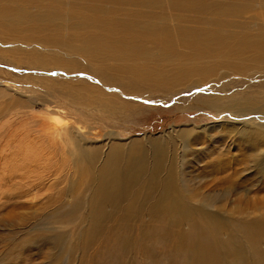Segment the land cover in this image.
Segmentation results:
<instances>
[{"label":"rangeland","instance_id":"rangeland-1","mask_svg":"<svg viewBox=\"0 0 264 264\" xmlns=\"http://www.w3.org/2000/svg\"><path fill=\"white\" fill-rule=\"evenodd\" d=\"M13 1L0 0V264H206L210 238L216 264H263L264 115L234 108L264 109V0ZM161 16L199 41L256 42L209 57L175 30L122 46L123 22ZM95 30L120 58L85 48ZM116 146L142 175L101 187Z\"/></svg>","mask_w":264,"mask_h":264},{"label":"bare ground","instance_id":"bare-ground-1","mask_svg":"<svg viewBox=\"0 0 264 264\" xmlns=\"http://www.w3.org/2000/svg\"><path fill=\"white\" fill-rule=\"evenodd\" d=\"M13 1V0H12ZM15 1H18V0H15ZM15 1H13V2H15ZM88 1V0H87ZM240 1V0H239ZM43 2V1H42ZM59 2V1H58ZM64 2V1H63ZM74 2V1H73ZM77 1H75V3H76ZM79 2H80V0H79ZM165 2H166V0H165ZM173 2V1H172ZM185 2V1H184ZM2 3H3V1H2ZM180 3V2H179ZM232 3H235V2H232ZM239 3V2H238ZM259 3V2H258ZM86 4V3H85ZM166 4V3H165ZM176 5H179V6H183V7H185V5H181V4H177V3H175ZM19 5V4H18ZM130 5V4H129ZM128 5V6H129ZM141 5H143V6H147V7H152V8H160V7H162L163 5H164V2L162 1V0H144L142 3H141ZM244 5V4H243ZM246 5V4H245ZM23 6V5H22ZM55 6V5H54ZM237 6V5H236ZM105 8V7H104ZM211 10H213L214 11V8L213 7H209ZM236 7H234V5H232V8H227V9H224V11L221 9V12L220 11H218V12H220L221 14H223V13H227V14H230V12L231 13H233V9H235ZM11 9V8H10ZM21 9H22V7H21ZM48 9V8H47ZM87 9V8H86ZM90 9H91V7H90ZM94 9V8H93ZM127 9V8H126ZM128 9H131L130 7L128 8ZM142 9H143V7H142ZM7 10V9H6ZM14 10V8L12 9V11ZM88 10H89V8H88ZM158 10V9H157ZM107 11V10H106ZM237 11V10H236ZM22 12V11H21ZM92 12V11H91ZM192 13V12H191ZM217 13V12H216ZM219 13V14H220ZM37 15H42V14H46V12H43V13H36ZM55 14V13H54ZM136 14H138V13H136ZM135 14V15H136ZM196 14H198V13H196ZM1 15V14H0ZM24 15H27V14H24ZM47 15L49 16V14L47 13ZM58 15V14H57ZM59 15H61V14H59ZM233 15V14H232ZM137 16V15H136ZM200 16V15H199ZM211 16H213V15H211ZM216 16H218V15H216ZM226 16V15H225ZM230 16V15H229ZM2 17V16H1ZM9 17V19H11L10 18V16H8ZM14 18H15V16H13ZM88 17V16H87ZM162 17V16H161ZM221 17V16H220ZM235 17V16H234ZM238 17V16H237ZM14 18H12V19H14ZM19 18V17H18ZM23 18H24V16H23ZM91 18V17H90ZM153 18V17H152ZM210 19H211V17H209ZM67 19V18H66ZM87 19V18H86ZM162 20H161V23H154V22H147V21H138V22H133V21H126V22H123V24L121 25V31L124 33V34H126V35H129V37L128 38H126L125 40H123L122 42H121V44H122V46L124 47V48H128V50L130 49V48H134V47H136L137 46V44L139 45V43H141V42H143V43H146V44H148L149 42H150V40H153V42L155 41V40H157L156 41V43L155 44H158L157 42L159 41V42H162L163 44L165 43V44H172L174 41H173V38H172V35H170L169 33L171 32V31H175V30H179V31H177V33H181V34H184V35H188V36H191L192 38L194 37L195 39H193V40H190V39H188L187 37H185V36H182V37H180V41L182 42V43H184V45H185V50L187 51V52H190V51H192L196 46H203L204 45V47H203V49H202V51H208V56L210 57L211 55H213L214 53H219L220 51L221 52H225L226 50H231L230 52H232V51H234V52H238L239 50H240V52H243V51H246L247 49H250L251 47V45H252V43H254L255 44V42L256 41H254V40H252L251 38H248V39H246V37L244 38H242V42L240 43V44H238V43H233L234 41H237L236 40V38L233 36V33H232V36H233V38L231 39H229V40H231L230 42L229 41H227V42H225L224 43V47H222L221 45H222V41H221V36L219 35V37H218V35H217V37H214V38H211V36H210V38L211 39H209L208 38V40H205L204 38L201 40V38H200V41H199V36H201V35H198V34H196V35H194V34H192V33H188V32H186V31H184L183 29H184V26H181V27H179V28H177V29H175L174 28V26L173 25H170V24H168L167 22H165V18H161ZM216 19V18H215ZM15 20V19H14ZM61 20H63V19H61ZM90 20V19H89ZM96 20V19H95ZM137 20V19H136ZM135 20V21H136ZM179 20H181V19H179ZM225 20V19H224ZM224 20H222V19H216V21H213V20H211V25L213 26V27H217V26H221V27H227L228 26V23L226 22V21H224ZM227 20V19H226ZM230 20V19H229ZM6 21H7V19H6ZM85 21V20H84ZM94 21V20H93ZM4 22V21H3ZM91 22V21H90ZM156 22V21H155ZM170 22V21H169ZM193 22H196V21H193ZM209 22V21H208ZM10 23V22H9ZM13 23V24H12ZM12 23H10L9 25H8V27L7 28H9V29H11V28H13V29H15L16 27H14L15 25H18V24H20L21 22H19V23H17V24H15V22H13L12 21ZM235 23V22H234ZM90 24V23H89ZM238 24V23H237ZM4 25H5V22H4ZM12 25H14L13 27H12ZM227 25V26H226ZM241 25V24H240ZM11 26V27H10ZM93 26H95V25H93ZM148 26H150V27H148ZM198 26V25H197ZM237 26V25H236ZM1 27V26H0ZM91 27V26H90ZM89 27V28H90ZM208 27V26H207ZM210 27V26H209ZM94 28V27H93ZM8 29V30H9ZM87 29V28H86ZM221 29V28H220ZM224 29V28H223ZM238 29V28H237ZM261 29V28H260ZM6 30V29H5ZM84 30V29H83ZM93 30V29H92ZM204 30V29H203ZM216 30L218 31V29H215V32H216ZM80 31V30H79ZM193 31V30H192ZM198 31V30H197ZM200 31H201V29H200ZM206 31V30H205ZM225 31V30H224ZM235 31V30H234ZM93 32V31H92ZM203 32V35L204 36H206L207 35V33H206V35L204 34L205 32L204 31H201L200 32V34ZM207 32V31H206ZM210 32V31H209ZM211 32H213V31H211ZM221 32V31H220ZM199 33V32H198ZM219 33V32H218ZM212 34V33H211ZM214 34V33H213ZM221 34V33H220ZM229 33H227V35H228ZM230 34H231V32H230ZM85 34H83V36H84ZM87 35V34H86ZM91 36H85V38H84V46H85V48L86 49H88L89 51H92V52H95V53H99V54H102V56L103 57H106V58H113L114 56L115 57H117V58H120L119 57V48H116V50L115 51H110V50H108V51H106V50H104L103 49V47H102V44H101V41H100V38H99V36H98V34L96 33V30L92 33V34H90ZM156 35H158L157 37H156ZM215 35V34H214ZM138 36H142L143 37V39H141V38H139ZM222 36L224 37V38H226L223 34H222ZM79 37V36H78ZM76 35H73V37H71V35H69V39H73V38H78ZM81 37H82V34H81ZM262 37L263 38H259L260 39V41L258 40L257 42H258V44H261L263 47H264V35H262ZM79 39V38H78ZM241 39V38H240ZM71 41V40H70ZM83 41V40H82ZM68 42V41H67ZM176 43H178V41L176 42ZM164 44V45H165ZM141 45V44H140ZM234 45V46H233ZM146 47V46H145ZM253 48H255L256 49V47H255V45L254 46H252ZM174 48V47H173ZM260 48V47H259ZM138 49H140L139 47H138ZM162 49H164L166 52H168V53H170L172 50L171 49H169V48H166V47H162ZM261 49V48H260ZM260 49H257V50H260ZM122 50V49H121ZM132 50H134V49H132ZM251 50V49H250ZM136 51H137V49H136ZM148 51V50H147ZM254 51V50H253ZM261 51V50H260ZM131 52V51H130ZM142 53V52H141ZM165 53V52H164ZM125 54V53H124ZM150 54V53H149ZM199 54H201V53H199ZM219 54H221V53H219ZM236 53H234V55H235ZM247 54V53H246ZM145 55V54H144ZM161 55V54H160ZM128 56V55H127ZM126 56V57H127ZM150 56V55H149ZM164 56V55H163ZM222 56V55H221ZM238 56H240V55H238ZM242 56V55H241ZM123 57V56H122ZM125 57V58H126ZM234 57V56H233ZM250 57V56H249ZM133 58V57H132ZM149 58V57H148ZM235 58V57H234ZM243 58V57H242ZM200 59V58H199ZM203 59V58H202ZM235 59H237V58H235ZM190 62V61H189ZM194 62V61H193ZM198 62V61H197ZM166 63V62H165ZM151 65V64H150ZM187 66V65H186ZM182 68H183V66H181ZM153 68V67H152ZM185 68V67H184ZM210 68V67H209ZM175 69V68H174ZM181 70V69H180ZM189 70V69H188ZM212 70V69H211ZM102 71V70H101ZM149 71V70H148ZM179 71V70H178ZM141 72V71H140ZM156 72V71H155ZM158 72V71H157ZM199 72V71H198ZM150 73V72H149ZM148 73V74H149ZM179 73V72H178ZM196 73V72H195ZM133 74V73H132ZM170 73H168L167 75H169ZM198 74V73H197ZM196 74V75H197ZM154 75H156V74H154ZM164 75V74H163ZM190 75V74H189ZM147 77H148V75H146ZM146 76H143V77H146ZM157 76H158V74H157ZM156 76V77H157ZM154 77V76H153ZM170 77V76H169ZM209 77V76H208ZM165 79V78H164ZM156 80H158V79H156ZM169 81V80H168ZM172 81H174V80H172ZM155 82V81H154ZM160 84V83H159ZM168 85H170V84H168ZM184 85V84H183ZM160 86V85H159ZM158 86V87H159ZM164 86V85H163ZM163 86H161V87H163ZM126 87H128V85L126 86ZM161 87H159V88H161ZM129 89H131V88H129ZM128 90V89H127ZM115 102V101H114ZM234 110H236L237 111V113H238V115L239 114H243V115H247V114H253V115H256V114H263L264 115V109H262V108H259V107H256L255 105H252L251 103L250 104H248V105H245V104H243V105H241V106H238V107H235L234 108ZM66 131V130H65ZM68 134V133H67ZM70 134V133H69ZM78 138H76V140H77ZM72 145H77V149H80L82 146H80L79 145V143L77 144V143H75V142H73V144ZM123 149H122V147L121 146H116V147H113L112 148V150H111V152L109 153V157H108V161H107V164H106V166H105V168L103 169V171H102V173H101V175H102V177H100V181H99V184H100V186H101V184H102V182H104V185L105 184H110V183H112V184H114V181L116 182L117 180H119L120 178H125V179H127V178H131V179H133V180H135L136 178H138V177H140V175H142V171L140 170V171H138L137 172V170L136 169H133V168H131L130 167V165H131V163H132V158H130L124 165H123V160H124V157H122V155H123ZM126 151V150H125ZM80 152H81V154H84V152L85 151H83V150H80ZM87 153V152H86ZM129 155V154H128ZM91 157L92 158H94L95 157V154H93V155H91ZM135 157V156H134ZM158 160H160V159H158ZM157 160V161H158ZM137 162V161H136ZM138 165V164H137ZM156 166V165H155ZM154 166V167H155ZM139 168V167H138ZM137 168V169H138ZM158 168V167H157ZM122 169V170H121ZM155 169V168H154ZM157 170V169H156ZM121 181V180H120ZM118 184V183H117ZM102 187V186H101ZM108 187H109V185H108ZM107 188V187H106ZM109 189V188H108ZM103 192V191H102ZM104 197V196H103ZM97 200V199H96ZM252 236L253 237H255L257 240H258V242H259V244H263V243H260V241L261 240H264V231H260V230H254V233H252ZM216 239L215 238H210L207 242H212V243H206L207 245H208V247L210 248V250L205 254V257L203 256L202 258V260H204L205 261V263L206 264H216L215 263V261H214V259H213V255L210 253L211 252V249H212V247L216 244ZM194 248L196 247V245L195 246H193ZM214 252V251H213ZM242 262V261H241ZM264 264V263H263Z\"/></svg>","mask_w":264,"mask_h":264}]
</instances>
